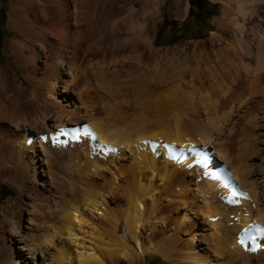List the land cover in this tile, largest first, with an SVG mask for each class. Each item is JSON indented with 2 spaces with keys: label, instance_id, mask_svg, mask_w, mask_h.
<instances>
[{
  "label": "bare ground",
  "instance_id": "obj_1",
  "mask_svg": "<svg viewBox=\"0 0 264 264\" xmlns=\"http://www.w3.org/2000/svg\"><path fill=\"white\" fill-rule=\"evenodd\" d=\"M98 1L11 0L2 263L264 264V0L172 48L162 0Z\"/></svg>",
  "mask_w": 264,
  "mask_h": 264
},
{
  "label": "rangeland",
  "instance_id": "obj_2",
  "mask_svg": "<svg viewBox=\"0 0 264 264\" xmlns=\"http://www.w3.org/2000/svg\"><path fill=\"white\" fill-rule=\"evenodd\" d=\"M228 1L229 0H207L213 16L210 20V26L200 32L195 28V30L191 29L189 21L182 25V19H184L185 16L183 14L184 5L181 0H162L163 6L160 18L151 24V28H153L152 36L156 39V47L172 48L180 44L191 42H209L213 32L219 33L215 24L223 20ZM99 3L98 0H95L94 4L97 10L100 6ZM11 4V0H0V64L12 77H20V73L15 67V58L9 52V44L11 40L16 37V34L7 27V13ZM100 17V13L98 12L94 16V21L101 22L102 19ZM16 192L17 190L12 185L0 183V204L11 198ZM0 264H3L1 255ZM146 264L169 263L162 258L148 256L146 258Z\"/></svg>",
  "mask_w": 264,
  "mask_h": 264
},
{
  "label": "flooded vegetation",
  "instance_id": "obj_3",
  "mask_svg": "<svg viewBox=\"0 0 264 264\" xmlns=\"http://www.w3.org/2000/svg\"><path fill=\"white\" fill-rule=\"evenodd\" d=\"M187 21H189L191 29L195 28L200 32L204 30L207 27L208 22L205 7L199 2L195 3L191 8L187 20L184 21L182 25H184Z\"/></svg>",
  "mask_w": 264,
  "mask_h": 264
},
{
  "label": "snow or ice",
  "instance_id": "obj_4",
  "mask_svg": "<svg viewBox=\"0 0 264 264\" xmlns=\"http://www.w3.org/2000/svg\"><path fill=\"white\" fill-rule=\"evenodd\" d=\"M80 132H81V130H79V129H76V130H72V132L70 133L68 130H65V129H61V130H59V132H58V136H68V135H72L73 136V138H79V135H80ZM90 134V132H89V129L87 128V127H85L84 129H83V135H89ZM45 138H47V137H45ZM56 137H54V139H55ZM94 139H95V137H94ZM169 147V150H170V152L172 151V146H168ZM172 155L173 156H175L176 155V153L175 152H172ZM198 163H200V162H202V161H197ZM261 232H264V228H262L261 229ZM246 239H247V237L246 236H241L240 237V239H239V242H240V244L241 245H245L246 244Z\"/></svg>",
  "mask_w": 264,
  "mask_h": 264
},
{
  "label": "crops",
  "instance_id": "obj_5",
  "mask_svg": "<svg viewBox=\"0 0 264 264\" xmlns=\"http://www.w3.org/2000/svg\"><path fill=\"white\" fill-rule=\"evenodd\" d=\"M181 2H182L183 5H185L186 3L188 4V14H187V16L184 19H182L183 22L187 20L188 15H189L193 5L195 3H197V2H199L206 9V15L208 16L207 28L210 26V20H211L213 15L211 14L212 10H211L210 5L208 4L207 0H181Z\"/></svg>",
  "mask_w": 264,
  "mask_h": 264
}]
</instances>
